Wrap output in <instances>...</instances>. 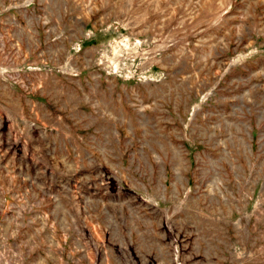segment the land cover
<instances>
[{"label":"rangeland","instance_id":"obj_1","mask_svg":"<svg viewBox=\"0 0 264 264\" xmlns=\"http://www.w3.org/2000/svg\"><path fill=\"white\" fill-rule=\"evenodd\" d=\"M0 264H264V0H0Z\"/></svg>","mask_w":264,"mask_h":264}]
</instances>
